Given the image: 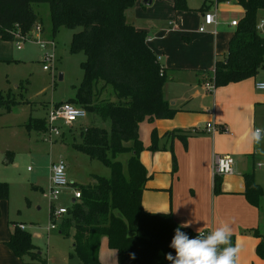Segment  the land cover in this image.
Returning <instances> with one entry per match:
<instances>
[{
  "label": "trees",
  "instance_id": "trees-1",
  "mask_svg": "<svg viewBox=\"0 0 264 264\" xmlns=\"http://www.w3.org/2000/svg\"><path fill=\"white\" fill-rule=\"evenodd\" d=\"M135 1L0 0L2 40H14L16 34H27L35 25L42 31L34 2L48 3L53 35L61 26L76 28L69 50L83 52L85 57L80 61L82 78L69 100L78 101L87 116L91 114L110 122L109 128L94 119L81 124L77 140L72 143L75 149L107 165L110 176L92 173L90 181L79 183L75 188L80 190V197L71 199L58 218L59 223L56 222L59 231L71 237V254L83 264H102L98 257L102 237L116 251L117 264H172L166 255H176L169 245L180 223L170 211H148L141 202L151 174L139 154L144 147L164 149L167 144H159L158 131L152 128L150 143L144 146L139 124L144 120L171 117L176 108L164 96L166 67L148 45L146 31L126 17V10ZM235 1L244 7L245 13L229 40L228 51L216 60L213 69L203 70L205 83L213 82L215 86L255 76L264 68V32L258 28L259 21L264 19V0ZM173 6L176 10L188 9L186 0H173ZM14 103V96L0 94V106L8 110ZM27 125L37 131L47 130L46 117H30ZM198 131L193 128V132ZM189 132L192 130L172 129L162 135L178 136L185 144ZM122 152L129 154L125 166L116 159ZM6 157L11 160L12 152ZM171 160L174 171L177 168L174 153ZM244 178L243 193L248 201L259 204L264 186L257 182L253 170L246 171ZM214 191L222 192V175L214 176ZM8 196L9 184L0 180V201L7 200ZM12 223L5 240L12 253L23 264L28 262L26 256L46 262L40 247L32 241L31 232L22 226L24 223ZM181 230L190 238L198 235L191 227ZM231 242L235 246L234 234ZM257 253L264 258L263 240L257 245Z\"/></svg>",
  "mask_w": 264,
  "mask_h": 264
},
{
  "label": "crops",
  "instance_id": "crops-1",
  "mask_svg": "<svg viewBox=\"0 0 264 264\" xmlns=\"http://www.w3.org/2000/svg\"><path fill=\"white\" fill-rule=\"evenodd\" d=\"M186 2L188 9L176 10L173 0H136L126 10V17L146 31V41L166 67L167 75L170 72L163 90L165 98L176 108L171 117L139 124L144 146L150 143L152 128L158 131L159 144H167L164 149L144 147L139 154L151 174L142 191V206L148 211H170L178 223L190 221L189 227L194 230L209 232L228 223L235 235V245L241 249L237 264H264V258L257 253L264 235V195L259 204H253L243 193L246 171L253 170L257 182L264 186V140L257 144L249 138L256 128L264 129V89L256 87L257 80H264V73L259 71L255 76L212 90L203 80V70L213 69L216 60L228 51L236 29L231 21L240 20L245 9L235 0ZM206 12H214L216 20L200 30ZM261 30L264 32V26ZM39 32L33 33L39 36ZM3 41L0 39L3 45L11 43ZM208 122L217 129L207 130ZM222 126L227 130H222ZM193 128L199 131L193 132ZM172 129L192 132L187 133L184 144L178 136L162 135ZM214 152L235 157V170L222 175L219 193L214 191ZM171 153L177 163L174 171ZM0 209V264H23L5 243L13 228L12 221H22L10 219L5 200L0 201ZM102 238L98 248L101 263L117 264L116 251Z\"/></svg>",
  "mask_w": 264,
  "mask_h": 264
},
{
  "label": "rangeland",
  "instance_id": "rangeland-1",
  "mask_svg": "<svg viewBox=\"0 0 264 264\" xmlns=\"http://www.w3.org/2000/svg\"><path fill=\"white\" fill-rule=\"evenodd\" d=\"M32 5L41 18L43 31L39 32L41 30L35 25L27 34H22L24 39L16 37L14 41L4 40L11 42L9 44L0 43V94L16 99L8 110L0 106V180L9 184V196L5 203L10 219L25 224L31 232L32 241L39 245L47 259L44 263L83 264L71 254V237L61 233L58 226L49 229L50 222L59 223V220H51L50 202L42 195V190H49L50 164L59 158L65 162L67 184L61 186L62 192L52 200L53 205H69L72 189L79 183L90 181L92 173L110 176L111 170L107 165L72 146L81 124H88L94 119L109 128L110 122L94 118L91 114L70 126L58 122L63 130L60 137H46L44 132L27 125L30 117H46L49 108L60 102L81 106L78 101L69 99L75 94L82 78L80 61L85 57L83 52L69 50L70 38L76 28L61 26L53 35L48 3L34 2ZM34 31L39 32L40 38H52L55 42L49 70L43 68L45 48L35 41ZM59 72H62V78L58 77ZM260 72L264 73V68ZM169 75L170 72L167 77ZM8 152H12L11 160H7ZM128 156L127 152H122L116 159L125 166ZM25 259L28 261L26 264L40 263L28 256Z\"/></svg>",
  "mask_w": 264,
  "mask_h": 264
},
{
  "label": "built area",
  "instance_id": "built-area-1",
  "mask_svg": "<svg viewBox=\"0 0 264 264\" xmlns=\"http://www.w3.org/2000/svg\"><path fill=\"white\" fill-rule=\"evenodd\" d=\"M216 20V15L214 12H206L204 14V22L200 25V30H205L207 28V25L212 24ZM238 19H233L231 21L232 24H238ZM264 26V19H261L258 23V28L262 29ZM36 28H39L37 25ZM39 30V29H38ZM15 37H21V39H24L22 34H16ZM23 41V40H22ZM35 41L38 42V44L45 50L42 57L43 62V68L46 70H49L51 67V61L54 58V48H55V42L52 38L50 39H42L40 36H36ZM18 47L19 44H17ZM206 86L209 90H212L215 88V85L213 82H207ZM256 87L258 89H264V80H257L256 81ZM87 116V111L82 106H77L74 104H71L69 102H60L55 106H52L49 108L47 114H46V123H47V130H45L46 137H58L62 133V129L60 128L58 122H61L63 125L70 126L75 122H78L81 119H84V117ZM222 130H227V127L222 126ZM207 130H216L217 126L212 123L208 122L206 124ZM257 129V128H256ZM259 165H262V162H258ZM65 162L62 158L56 159L55 161H51L50 164V172H49V190L44 191L42 190V195L46 198H48L50 202V209L49 213L51 216V220L58 219L65 211L67 205H53L52 200L57 198L59 194H61L62 189L61 186L67 184V180L65 179ZM30 168V167H28ZM235 170V157L230 154H222L218 152H214L212 155V171L213 175H224V174H231ZM80 197V190L73 188L72 189V198H78ZM263 214H264V208H263ZM24 226V224L22 225ZM49 229L56 228L57 223L55 221L50 222ZM201 233L203 235H207V230H201ZM261 240L264 241V235L261 236ZM40 262V261H39ZM38 264H45L43 262H40ZM47 264V263H46Z\"/></svg>",
  "mask_w": 264,
  "mask_h": 264
},
{
  "label": "clouds",
  "instance_id": "clouds-1",
  "mask_svg": "<svg viewBox=\"0 0 264 264\" xmlns=\"http://www.w3.org/2000/svg\"><path fill=\"white\" fill-rule=\"evenodd\" d=\"M251 141L259 144L264 140V129L257 128L249 133ZM191 222L178 225L169 245L176 255H166L172 264H237L240 246L232 245L233 230L230 224L221 223L205 236L198 229V235L190 238L182 228H187ZM133 259L135 258L133 254Z\"/></svg>",
  "mask_w": 264,
  "mask_h": 264
},
{
  "label": "water",
  "instance_id": "water-1",
  "mask_svg": "<svg viewBox=\"0 0 264 264\" xmlns=\"http://www.w3.org/2000/svg\"><path fill=\"white\" fill-rule=\"evenodd\" d=\"M58 77L62 78V72H59ZM72 200H74V198H72Z\"/></svg>",
  "mask_w": 264,
  "mask_h": 264
}]
</instances>
